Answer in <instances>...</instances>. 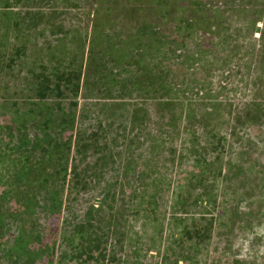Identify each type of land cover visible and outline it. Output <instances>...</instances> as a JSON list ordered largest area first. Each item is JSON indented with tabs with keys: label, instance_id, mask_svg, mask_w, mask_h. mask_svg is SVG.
I'll list each match as a JSON object with an SVG mask.
<instances>
[{
	"label": "rangeland",
	"instance_id": "obj_1",
	"mask_svg": "<svg viewBox=\"0 0 264 264\" xmlns=\"http://www.w3.org/2000/svg\"><path fill=\"white\" fill-rule=\"evenodd\" d=\"M0 264H264V0H0Z\"/></svg>",
	"mask_w": 264,
	"mask_h": 264
},
{
	"label": "trees",
	"instance_id": "obj_2",
	"mask_svg": "<svg viewBox=\"0 0 264 264\" xmlns=\"http://www.w3.org/2000/svg\"><path fill=\"white\" fill-rule=\"evenodd\" d=\"M2 221H0V223H1Z\"/></svg>",
	"mask_w": 264,
	"mask_h": 264
}]
</instances>
